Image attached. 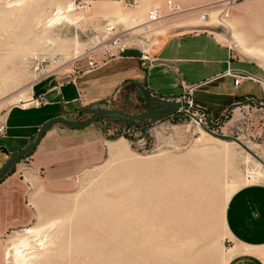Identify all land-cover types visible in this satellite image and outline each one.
I'll return each instance as SVG.
<instances>
[{"label": "rangeland", "instance_id": "obj_1", "mask_svg": "<svg viewBox=\"0 0 264 264\" xmlns=\"http://www.w3.org/2000/svg\"><path fill=\"white\" fill-rule=\"evenodd\" d=\"M15 1L0 0V120L30 97L35 80L69 78L76 56L102 34L105 22L136 26L151 7L165 14L153 24L157 39L209 32L235 55L264 68V56L246 53L232 35L240 31L264 53V0H170L177 11L167 7L169 0L86 7L75 0H21L22 10L7 7ZM68 3L74 5L71 21L46 27L57 6ZM202 12H207L206 20L200 18ZM258 103L245 96L225 104L215 116L200 107L210 120L199 121V111L190 110L129 125L119 117L93 122L90 138L66 150L64 177L35 190L29 202L41 210L35 220L0 241V264H22L13 260V245L35 225L41 229L28 237L30 251L43 252L39 240L50 233L55 237L37 264H224L232 245L224 223L227 199L243 184L264 182V165L243 148L264 161V108ZM143 105L133 90L122 105L100 102L71 119H86L99 108L136 113ZM213 133L235 137L242 145ZM21 166L25 171L29 165ZM55 219L61 224L51 230Z\"/></svg>", "mask_w": 264, "mask_h": 264}, {"label": "crops", "instance_id": "obj_2", "mask_svg": "<svg viewBox=\"0 0 264 264\" xmlns=\"http://www.w3.org/2000/svg\"><path fill=\"white\" fill-rule=\"evenodd\" d=\"M77 1H87V6L126 2ZM153 52L155 60L149 65H142L140 52L131 49L76 76H45L35 80L30 97L40 98L42 104L12 106L6 112V133L0 136V167L33 141L47 120L57 116L78 118L85 108L98 106L100 102L122 105L133 90L136 92V84L145 87L153 98L172 99L185 87L208 80L194 88L190 96L212 116L225 104L245 96L261 100L258 104L264 108V68L254 59L235 55L228 43L212 33L196 30L165 35L158 39ZM227 70L250 78L234 85L233 76L225 74ZM257 91L259 94L254 93ZM92 131V125L71 129L53 124L35 149L0 179V241L7 232L35 220L36 213L41 211L29 204L35 190L41 189V183L64 177L62 173L66 171L61 166L66 161V150L87 141ZM23 162L29 165L25 171ZM224 223L232 241L224 264H264V182L246 183L232 191L225 205Z\"/></svg>", "mask_w": 264, "mask_h": 264}, {"label": "built area", "instance_id": "obj_3", "mask_svg": "<svg viewBox=\"0 0 264 264\" xmlns=\"http://www.w3.org/2000/svg\"><path fill=\"white\" fill-rule=\"evenodd\" d=\"M228 3L231 0H226ZM233 1V0H232ZM77 5L81 7H86L88 5L87 1H77ZM167 7L171 11H177L178 6L172 1H167ZM163 12L159 7L149 8L142 21H137L136 26H122L114 22H105L102 26V34L93 39L92 44L85 52L81 55L76 56L74 62L71 66V76H76L82 74L83 72L95 68L102 64L104 61L124 55L127 51L131 49H136L140 52V62L142 65H149L155 60V55L153 52V47L157 44V37L159 32L156 26H153L162 17ZM208 14L207 12H202L200 18L206 20ZM226 16V13L223 14ZM85 60V63L81 61ZM225 74H230L234 78V85H238L243 78H250L246 75L231 73L227 70ZM206 81L192 84L185 87L182 92L173 98V100H178L184 103V111H199L198 117L199 121L206 118L209 119V114H206L205 110H202L200 105L196 104L191 98L190 94L192 90L200 85L204 84ZM42 104L40 98L29 97L26 100L21 101L13 106L26 107L30 105L39 106ZM195 116L197 114H194ZM206 122V121H205ZM6 133V116L0 120V136H4Z\"/></svg>", "mask_w": 264, "mask_h": 264}, {"label": "water", "instance_id": "obj_4", "mask_svg": "<svg viewBox=\"0 0 264 264\" xmlns=\"http://www.w3.org/2000/svg\"><path fill=\"white\" fill-rule=\"evenodd\" d=\"M134 89L136 91V98L139 102L144 103V110L136 113H126L122 109H105V108H99L96 109L92 114L83 120H77V119H71L66 118L63 116H57L54 118H51L44 122L38 129L36 138L28 143L25 147L21 148L17 152H15L1 167H0V179L9 172V170L15 165V163L23 158L27 153L34 150L35 147L40 142L43 135L51 128V126L55 123H60L64 126H67L71 129H83L93 122L97 121L100 118L105 117H119L121 119H124L126 124H132L136 123L139 120H145L149 118L159 119L163 117H167L169 115L175 114L176 112H185L184 107L181 101H176L173 99H161V98H152L150 96L149 91L141 86L136 84L134 86ZM190 115L197 119L194 114ZM216 136H219L224 139H231L235 142L242 145V143L235 137H231L228 135H218L213 133ZM245 150H247L250 154L254 155L259 162H261L264 165V161L259 158L257 155L252 153L246 146H243Z\"/></svg>", "mask_w": 264, "mask_h": 264}, {"label": "bare ground", "instance_id": "obj_5", "mask_svg": "<svg viewBox=\"0 0 264 264\" xmlns=\"http://www.w3.org/2000/svg\"><path fill=\"white\" fill-rule=\"evenodd\" d=\"M22 2L23 1L18 0V1H15L14 3H8L7 7H15L13 9L22 10L24 8V6L22 7ZM73 10H74V5L72 3H68L64 7H61L60 5H58L56 8V12L53 14V16L51 18H49L48 20L45 21L44 25L46 27H48L51 24H54V23L56 24V22H58V21H62V20H64V21L70 20L71 21L70 12H72ZM181 12H182V10H181ZM164 15H162V17ZM124 19H126V18H122L120 20H124ZM160 19L157 22H160ZM221 19H222V17H221ZM140 21H142V20H140ZM220 21H222V23L225 26L227 25L226 21H223V20H220ZM232 35L235 37L236 41L244 48L243 50L246 53H249V54H258L259 53L260 55L262 54L264 56L263 51L262 50L258 51L257 49H255L254 44H251L249 42L250 40H245L241 37L242 33L240 31L237 32V31L233 30ZM115 147L118 148L119 144L115 143L113 148H115ZM60 224H61V221L59 219H55L53 221H50L49 227L51 228V230H53V229H56ZM40 227H41V225H35L32 227H29L25 230V234H28L27 236H23V237L16 239V241L13 245V253H12L14 261H21L22 264H37L36 260L41 258L45 253L48 252L50 247L53 246L55 237L53 236L54 233H52V234L50 233V234L45 235L43 239L39 240L40 241L39 245H42V247L44 249L43 252L37 253L35 251H30V249L33 247L30 244V240L28 237L30 235L37 234L39 232V230L41 229Z\"/></svg>", "mask_w": 264, "mask_h": 264}]
</instances>
